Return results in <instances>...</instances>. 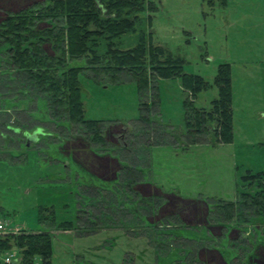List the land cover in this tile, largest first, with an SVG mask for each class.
Instances as JSON below:
<instances>
[{
	"label": "rangeland",
	"instance_id": "obj_1",
	"mask_svg": "<svg viewBox=\"0 0 264 264\" xmlns=\"http://www.w3.org/2000/svg\"><path fill=\"white\" fill-rule=\"evenodd\" d=\"M42 1L0 0V21ZM208 1L144 0L136 32L111 42L129 49L149 34L152 45L184 61L185 73L209 84L217 66L229 64L233 140L226 145L206 134L192 144L183 136L186 94L178 79L153 78L142 101L150 110L142 113L128 76L111 83L85 60L67 58V66L83 68L85 118L106 127L105 144L89 148L80 126L51 123L42 95L34 97L0 44V236L48 234L50 264H248L253 254L264 264L263 220L234 215L224 224L228 233L216 204L251 190L242 180L247 170L264 172V0ZM216 96L211 86L194 105L207 108ZM146 113L150 123L137 122ZM79 181L86 182L84 209ZM66 221L72 229L57 228ZM8 256L25 264L16 247L0 264Z\"/></svg>",
	"mask_w": 264,
	"mask_h": 264
},
{
	"label": "trees",
	"instance_id": "obj_2",
	"mask_svg": "<svg viewBox=\"0 0 264 264\" xmlns=\"http://www.w3.org/2000/svg\"><path fill=\"white\" fill-rule=\"evenodd\" d=\"M217 1L220 5L226 2ZM208 3L213 4V1L209 0ZM145 9L144 0H43L35 7L5 15L0 21V44L7 46L13 68H16L18 75H23L29 90H34V97L42 95L40 99L51 123L80 126L92 143L84 140L88 146L105 144L106 127L103 120L85 118L80 80L83 68L67 66V58L70 61L85 60L90 72L108 77L111 83L119 82L121 75L128 76L136 85L142 113L150 110L142 101L153 78L178 79L186 94L183 102V136L190 139V144L196 143V139L205 134L211 137L209 141H214V144H230L233 140V119L229 64H219L213 83L209 84L199 75L185 73L184 61L152 45L149 34L146 37L142 35L129 49H120L111 42L113 38L135 33L139 14ZM149 11H152L151 7ZM100 46L105 47L102 54L97 52ZM46 47L50 48V53L45 50ZM211 86L217 90L216 98L207 108L196 107L194 101L197 96ZM150 121L148 113L137 120L143 125ZM7 129L5 125L4 130ZM121 168L129 170V167ZM242 180L253 186L251 190L238 193L234 202L216 203L220 219L224 220L220 222L223 228L234 215L243 218L251 215L264 222V172L253 174L247 170ZM83 183L86 182L77 183L78 190L86 187ZM95 187L102 192V188ZM78 198L84 209L88 196L79 190ZM209 213L208 209V216ZM42 218L40 222L45 223ZM75 219L77 222V216ZM57 228L70 230L73 223L62 222ZM226 231L229 233L231 228ZM13 247L19 251L25 264H33L36 257L40 258L42 264H50L51 241L46 233L0 236V256ZM246 262L263 264L255 254L248 256Z\"/></svg>",
	"mask_w": 264,
	"mask_h": 264
},
{
	"label": "built area",
	"instance_id": "obj_3",
	"mask_svg": "<svg viewBox=\"0 0 264 264\" xmlns=\"http://www.w3.org/2000/svg\"><path fill=\"white\" fill-rule=\"evenodd\" d=\"M4 230V225L3 223L0 221V232ZM12 259L13 257L12 256H8L4 259V264H12Z\"/></svg>",
	"mask_w": 264,
	"mask_h": 264
},
{
	"label": "water",
	"instance_id": "obj_4",
	"mask_svg": "<svg viewBox=\"0 0 264 264\" xmlns=\"http://www.w3.org/2000/svg\"><path fill=\"white\" fill-rule=\"evenodd\" d=\"M28 139H29V141H33V137L32 136L28 137Z\"/></svg>",
	"mask_w": 264,
	"mask_h": 264
},
{
	"label": "crops",
	"instance_id": "obj_5",
	"mask_svg": "<svg viewBox=\"0 0 264 264\" xmlns=\"http://www.w3.org/2000/svg\"><path fill=\"white\" fill-rule=\"evenodd\" d=\"M262 117H263V115H262Z\"/></svg>",
	"mask_w": 264,
	"mask_h": 264
}]
</instances>
